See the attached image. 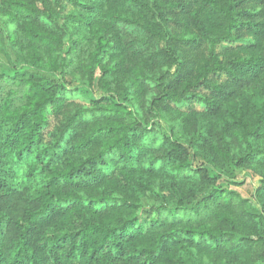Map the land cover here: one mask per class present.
<instances>
[{"label":"trees","instance_id":"obj_1","mask_svg":"<svg viewBox=\"0 0 264 264\" xmlns=\"http://www.w3.org/2000/svg\"><path fill=\"white\" fill-rule=\"evenodd\" d=\"M241 1L0 0V264H264V22Z\"/></svg>","mask_w":264,"mask_h":264},{"label":"rangeland","instance_id":"obj_2","mask_svg":"<svg viewBox=\"0 0 264 264\" xmlns=\"http://www.w3.org/2000/svg\"><path fill=\"white\" fill-rule=\"evenodd\" d=\"M264 0H242L239 5L241 12L240 21L242 23H256L263 24L264 22ZM0 28L3 30L5 26L0 22ZM240 36L246 39L253 40L254 37L248 28H241L239 31ZM5 57L0 53V62H5ZM33 71V70H28ZM39 77L44 79H55V75L45 73L43 71H34ZM74 85V84H73ZM234 181L242 182V185L232 186L233 189L237 190L243 197L250 198L254 189L260 185V177L255 175L252 170H238L232 174ZM224 185L228 182L223 181ZM23 195V194H22ZM142 207L149 209L152 206L158 205V202L154 200V195H150L142 199Z\"/></svg>","mask_w":264,"mask_h":264}]
</instances>
